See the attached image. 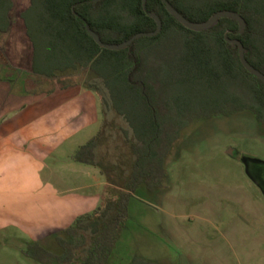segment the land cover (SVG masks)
<instances>
[{"label": "trees", "instance_id": "16d2710c", "mask_svg": "<svg viewBox=\"0 0 264 264\" xmlns=\"http://www.w3.org/2000/svg\"><path fill=\"white\" fill-rule=\"evenodd\" d=\"M188 21L201 23L219 11L238 13L246 23L242 35L230 19H220L203 32L184 28L161 0H28L19 13L32 52L31 74L65 80L62 89L74 86L107 95L103 103L120 117L122 129L133 141L134 158L128 188L140 184L147 190L161 186L166 177L165 159L180 134L192 123L213 117L248 112L264 126V85L241 65L236 47L224 38L239 40L246 61L264 75V0H167ZM14 0H0V36L12 25ZM158 16L162 27L154 37H142L128 48H100L86 26L102 43L121 44L139 33L156 29L148 14ZM89 73L88 83L71 82ZM81 146L72 160L95 165L99 135ZM119 213L125 204L120 201ZM111 204L77 218L52 240L58 251L36 242L25 255L39 264H109L117 244L116 218H108ZM120 223V221H119ZM129 264H156L134 257Z\"/></svg>", "mask_w": 264, "mask_h": 264}, {"label": "rangeland", "instance_id": "374dc122", "mask_svg": "<svg viewBox=\"0 0 264 264\" xmlns=\"http://www.w3.org/2000/svg\"><path fill=\"white\" fill-rule=\"evenodd\" d=\"M14 1L7 35L23 37L19 13L28 0ZM20 45L28 43L21 39ZM23 73L16 87L23 94L61 89L72 78L68 73L51 80L34 75L28 79ZM92 80L91 74L83 72L71 82ZM96 96L101 127L95 164L106 184L102 206L111 204L109 219L119 215L117 244L109 264H129L134 257L156 264H264V195L249 176L259 177L260 171L243 162L249 158L264 163V126L248 112L194 122L172 145L161 186L147 190L140 184L131 191L132 135H123L127 125L104 105L107 95L103 89ZM97 131L90 127L80 132L64 145V151L77 149ZM66 187L58 189L65 191ZM121 199L123 214L117 207ZM30 243L17 226L1 229L0 264H39L25 255ZM38 244L58 251L49 236Z\"/></svg>", "mask_w": 264, "mask_h": 264}, {"label": "crops", "instance_id": "0c3cea01", "mask_svg": "<svg viewBox=\"0 0 264 264\" xmlns=\"http://www.w3.org/2000/svg\"><path fill=\"white\" fill-rule=\"evenodd\" d=\"M31 65L25 36H0V230L17 226L38 243L101 207L106 184L96 164L72 160L100 132L96 94L81 86L23 94L17 83L22 72L32 77ZM90 127H97L95 136L64 151Z\"/></svg>", "mask_w": 264, "mask_h": 264}, {"label": "water", "instance_id": "95a60500", "mask_svg": "<svg viewBox=\"0 0 264 264\" xmlns=\"http://www.w3.org/2000/svg\"><path fill=\"white\" fill-rule=\"evenodd\" d=\"M96 1H98V0H95V2ZM145 2H146V0H142L143 9H145ZM161 2L164 5L166 11L178 23H180L184 28H186L189 31L203 32V31L210 30L217 25V23L220 19H230V20L236 22L238 25V31H237L238 35H242L246 29L245 20L238 13L233 12V11H228V10L219 11V12H216L215 14H213L205 22L194 23V22L188 21L183 15H181L177 10H175L169 4V2L167 0H161ZM148 16L152 20H154V22L156 23L155 31L149 32V33L136 34V35L132 36L129 40H127L121 44H105V43H102L101 40L99 39L98 35H96L94 32H92L88 28V26H86V31H87L88 35L93 39V41L100 48L105 49V50H110V51H118V50L130 47L132 45V43L137 39H140L142 37H147V38L154 37L160 33L162 24H161V21L158 18V16L153 14V13H149ZM224 38H225V41L229 45L236 47L239 61H240L241 65L243 66V68L247 71V73L250 74L251 76L255 77L257 80H259L264 85V75L262 73H260L258 70H256L255 68H253L246 61L245 50H244L242 44L240 43V41L236 40V39H233V40L228 39L227 33H225ZM229 153H231V152H229ZM243 162L245 163V165L253 164L255 166H258L259 171H260L259 177L252 176L250 173H249V176L251 177L253 183L261 190L262 194L264 195V163L259 162V161H255V160H252L249 158H244ZM247 171H249L248 168H247Z\"/></svg>", "mask_w": 264, "mask_h": 264}]
</instances>
